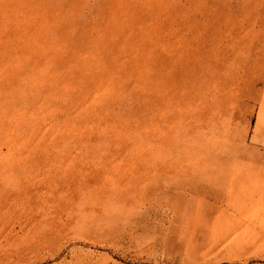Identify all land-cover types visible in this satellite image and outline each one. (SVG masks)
<instances>
[{"label":"rangeland","instance_id":"rangeland-1","mask_svg":"<svg viewBox=\"0 0 264 264\" xmlns=\"http://www.w3.org/2000/svg\"><path fill=\"white\" fill-rule=\"evenodd\" d=\"M0 264H264V0H0Z\"/></svg>","mask_w":264,"mask_h":264},{"label":"bare ground","instance_id":"bare-ground-1","mask_svg":"<svg viewBox=\"0 0 264 264\" xmlns=\"http://www.w3.org/2000/svg\"><path fill=\"white\" fill-rule=\"evenodd\" d=\"M207 137V136H206Z\"/></svg>","mask_w":264,"mask_h":264}]
</instances>
